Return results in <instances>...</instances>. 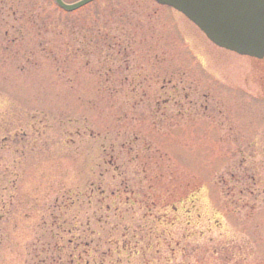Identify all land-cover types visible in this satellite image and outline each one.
I'll use <instances>...</instances> for the list:
<instances>
[{
  "label": "rangeland",
  "instance_id": "1",
  "mask_svg": "<svg viewBox=\"0 0 264 264\" xmlns=\"http://www.w3.org/2000/svg\"><path fill=\"white\" fill-rule=\"evenodd\" d=\"M263 263L264 57L153 0H0V264Z\"/></svg>",
  "mask_w": 264,
  "mask_h": 264
},
{
  "label": "water",
  "instance_id": "2",
  "mask_svg": "<svg viewBox=\"0 0 264 264\" xmlns=\"http://www.w3.org/2000/svg\"><path fill=\"white\" fill-rule=\"evenodd\" d=\"M64 12H74L95 0L66 4L52 0ZM182 14L214 45L240 56L261 59L264 53V0H154Z\"/></svg>",
  "mask_w": 264,
  "mask_h": 264
},
{
  "label": "flooded vegetation",
  "instance_id": "3",
  "mask_svg": "<svg viewBox=\"0 0 264 264\" xmlns=\"http://www.w3.org/2000/svg\"><path fill=\"white\" fill-rule=\"evenodd\" d=\"M203 69H204V71H205V68L203 67ZM170 82H168L167 84H165V86L164 85H162L161 87L163 88H167V85L169 84ZM170 88H172V87H170ZM170 92H172V91H170ZM201 95H203V93H201ZM203 96H205V95H203ZM172 97H173V95H172ZM171 97V99L168 101L167 99L165 100V102L166 103H171L170 105H173L175 102H173V98ZM200 110H203V109H205V108H199ZM246 147H248L249 148V145L248 146H246ZM249 155V154H248ZM248 157V156H247ZM247 179V178H246ZM137 211V210H136ZM174 223H175V221L173 220L172 222H171V224H170V228H169V231H170V229L172 228V226L174 225ZM170 238H173L172 236H170ZM167 242V241H166ZM123 252H126V248H123ZM131 255L132 254H135V255H137V252H135V253H131V252H129Z\"/></svg>",
  "mask_w": 264,
  "mask_h": 264
}]
</instances>
